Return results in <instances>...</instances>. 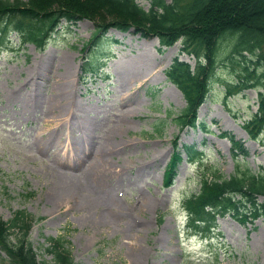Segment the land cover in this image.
Returning a JSON list of instances; mask_svg holds the SVG:
<instances>
[{
	"label": "rangeland",
	"instance_id": "rangeland-1",
	"mask_svg": "<svg viewBox=\"0 0 264 264\" xmlns=\"http://www.w3.org/2000/svg\"><path fill=\"white\" fill-rule=\"evenodd\" d=\"M135 2L146 11L152 8L151 0ZM2 27L0 217L9 221L17 210L33 217L28 238L39 263L51 262L44 248L53 237L66 242L76 264H264L263 216L249 217L245 225L219 218L212 238L205 240L189 236L181 207L185 196L198 192L201 161L225 179L264 173V128L257 140L244 128L262 89L225 98L226 83L236 84L238 78L229 62H221L195 111L201 127L180 128L174 120L186 101L164 72L176 57L194 67V57L181 53V41L161 48L157 39L110 30L89 47L92 22H62L39 50L22 43L16 23ZM46 69L48 75L40 77ZM84 111L94 128L90 137L80 128ZM113 131L120 134L110 142ZM107 137L106 184L90 189L83 181L94 155L86 154L88 144L95 147ZM76 146L85 154L79 170L63 168L77 163ZM176 153L178 163L171 169L167 164ZM117 166L123 168L119 173ZM166 173L168 189L163 187ZM62 186L81 199L56 203ZM111 196L129 214L131 229L127 219L106 218ZM256 202L264 214V197Z\"/></svg>",
	"mask_w": 264,
	"mask_h": 264
},
{
	"label": "trees",
	"instance_id": "trees-1",
	"mask_svg": "<svg viewBox=\"0 0 264 264\" xmlns=\"http://www.w3.org/2000/svg\"><path fill=\"white\" fill-rule=\"evenodd\" d=\"M151 5L146 11L135 0H0V31L2 26L16 23L23 42L39 49L61 22L72 26L85 20L94 24L89 47L111 29L142 39L156 38L164 47L181 41L182 50L194 57L195 65L175 58L165 71L187 102L175 118L176 124L180 128L198 126L196 108L209 94L219 65L226 61L238 80L226 83L225 98L249 89L263 90L258 93V112L245 126L249 136L257 139L264 128V0H171L170 4L151 0ZM186 150L195 157V152ZM177 155L171 169L177 164ZM215 172L207 168L201 190L184 203L190 227L210 223L217 213H230L241 224L249 217L264 215L256 202L264 197V173L242 172L225 179ZM209 174L214 176L211 181ZM31 221V215L22 210L15 211L9 221L0 217V264H75L66 243L51 237L45 249L51 262L39 263L27 241Z\"/></svg>",
	"mask_w": 264,
	"mask_h": 264
},
{
	"label": "bare ground",
	"instance_id": "bare-ground-1",
	"mask_svg": "<svg viewBox=\"0 0 264 264\" xmlns=\"http://www.w3.org/2000/svg\"><path fill=\"white\" fill-rule=\"evenodd\" d=\"M59 68V67H58ZM49 71L46 69L45 71H43L40 74V77H44L45 75H48ZM44 80V79H43ZM77 114V113H76ZM84 115V116H83ZM83 115H80L81 120L83 121V123H81V130H84L86 133V136H92L94 133V128L92 127V123L91 120L89 118L86 117V111L83 112ZM120 132L118 131H113L111 132L108 136L109 138H111L112 142L117 135H119ZM108 137L104 138L103 141L101 143H96V146H94V143L92 145L88 144L90 147L88 149V153L91 151L92 153L90 154H94V155H90V162H88V165L86 166V168L84 167V173H85V179L83 181H85V186L89 187L90 189L93 188H101L103 187L105 183V178L106 176H108V170L111 168V166H106V161H105V152H106V145H108L107 142L108 141ZM53 139L52 135L51 137L48 139L49 142H51V140ZM77 148L73 147L72 150H74V156L77 159V163H74L72 165H68L66 164L65 166H62L63 168H70L73 169L74 171H78L79 170V166H76L77 164L79 165L81 163V161L83 159H81V157L83 155H85L84 153H82V146H76ZM93 148V149H92ZM81 159V160H80ZM118 167V171L114 170L115 173H119L120 171H122V167L121 166H117ZM109 184V183H108ZM107 184V185H108ZM64 188V189H63ZM106 197H109V194H107ZM81 199L80 194H75V191L73 188H69V187H61V191L56 195V197L54 198V201L56 203H62L63 201L66 202L67 204H72V203H76ZM111 202V203H110ZM85 204L87 206L90 205V202H85ZM108 207H107V217H109V220H111V222H117V221H121L123 219H127L126 225H127V229H131L134 225V223H132V221L129 222V214L122 213L121 210V206L120 203H118V201L116 199H114L113 196H111L108 200ZM140 208H143L142 206H140ZM102 222V220L100 221ZM100 222L98 221L97 225L100 224Z\"/></svg>",
	"mask_w": 264,
	"mask_h": 264
}]
</instances>
